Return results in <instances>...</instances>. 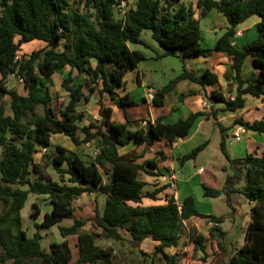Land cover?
Wrapping results in <instances>:
<instances>
[{
    "label": "trees",
    "instance_id": "trees-1",
    "mask_svg": "<svg viewBox=\"0 0 264 264\" xmlns=\"http://www.w3.org/2000/svg\"><path fill=\"white\" fill-rule=\"evenodd\" d=\"M123 2L127 5L130 0H0V146L3 148L0 159V247L3 249L0 264H123L125 257L117 256L112 247L100 248L97 235L83 231L87 220L75 218L74 202L86 193L106 197L103 208L99 210L98 207L90 220L102 229L105 237L126 240L139 249L143 264H155L159 254L168 264H179L182 250L168 255L165 249L179 246L184 221L193 217L208 218L210 223H216L210 235L225 239L227 233L219 224L228 218L227 215L201 213L192 195L179 204L174 195L165 193L168 184L145 190L147 182L142 179L144 173L157 175L156 170L161 172V165L169 160L162 143L172 146L186 139L201 116L216 121L221 132V150L234 170L223 189L203 183L204 196L219 197L224 193L231 204L232 195L241 193L254 203L244 245L233 254L220 252L212 262L264 264V153L233 158L226 138L229 129L239 125L264 135V119L250 122L237 118L227 128L218 115L219 111L243 109L247 95L264 96V0H197L201 17L216 10L229 24L213 48L202 44L203 34L194 18L192 4L183 0H137L134 7L124 9ZM253 15L260 17L258 36L239 48L231 39L238 26ZM146 29L152 30L153 38L164 49L160 58L177 56L179 52L188 58L208 57L214 52L228 57L230 63L224 78L231 96L227 97L220 89L205 93L209 102L222 103V108L191 112L176 122H166L159 116L147 121L146 126L131 127L133 121L129 111L139 102L126 92L125 78L147 57L130 45H147L142 38ZM33 41L46 45L16 60L23 46ZM249 56L253 59L254 73L245 79L243 73ZM67 69L61 86L69 99L56 112L51 105L50 88L41 77ZM79 75L85 78L75 84ZM12 76L24 79L25 92L9 87ZM183 80H191L204 88L217 85L219 76L210 69L198 76L184 65L177 78L158 88L153 106H164L168 94ZM42 86L46 88L43 95ZM95 93L101 96V118L81 127L86 114L79 107ZM7 96L10 97L11 114L6 112ZM113 106L124 113L125 122L114 120ZM41 108L42 115L39 114ZM54 134L70 137L75 145L99 139L98 153L88 164L80 156L70 155L66 147L54 145ZM208 144L205 141L179 156L180 165L196 159ZM131 146L136 148L121 152L122 148ZM40 147L55 148V154L47 151L43 157L49 159L50 164L46 166L54 167L61 181L43 173L42 161L36 160ZM33 173L38 176L32 178ZM30 193L48 195L52 204V210L44 214L38 227L50 228L63 219H74L72 225L59 227L64 240L52 242L50 250L43 248L40 232L31 237L23 229L21 211ZM145 199L156 203L146 205ZM160 201L165 202L158 203ZM41 213L39 205L34 203L31 216L38 219ZM71 235L78 236L79 255L75 263L67 239ZM148 238L159 242L153 254L140 249ZM191 238L194 248L205 252V237L195 228L191 230Z\"/></svg>",
    "mask_w": 264,
    "mask_h": 264
},
{
    "label": "rangeland",
    "instance_id": "rangeland-1",
    "mask_svg": "<svg viewBox=\"0 0 264 264\" xmlns=\"http://www.w3.org/2000/svg\"><path fill=\"white\" fill-rule=\"evenodd\" d=\"M137 0H130V2L124 6V9L129 7H134ZM195 0H186L185 2L187 4H190L191 2H194ZM197 1V0H196ZM121 10V9H119ZM123 10V9H122ZM121 10V11H122ZM196 16L197 18H200V14L198 10L196 9ZM208 19H203V22L201 23L202 30L206 33L207 27L206 23L208 22ZM221 23L219 20H217V23L215 24L214 28L221 27ZM153 32L150 29H146L142 33V38L145 40L147 45L143 44H131L130 47L132 49H139L145 53L147 59L141 63L140 68V74L142 75L143 82L146 86H154L156 85L157 88H160L162 86L167 85L170 81L177 78L182 72L184 67V61L182 60V57L180 56H166L163 58L158 57V55L164 51L163 47L153 38L152 36ZM204 36V34H203ZM45 47L44 43L40 41H35L31 44H26L22 48V55L29 56L34 50L43 49ZM64 47V46H63ZM62 47V48H63ZM212 55V54H211ZM191 62V60H190ZM93 65L95 66L96 63L93 61ZM132 74H127L126 77L128 78L129 83V89H133L135 85H137V70L133 71ZM68 74V69L62 71H58L52 76L49 77H43L44 83L50 88V91L53 96V101L51 102V105L53 108H55L56 112H59L60 108L64 106L68 102L69 96L67 92L64 90V88L61 86V82L64 79V77ZM84 75H79L75 84H79L84 80ZM180 83V82H179ZM177 84V86L179 85ZM153 84V85H148ZM9 87H15L20 92H25L24 84L19 82L16 76L10 77V80L8 82ZM145 86V87H146ZM144 87V88H145ZM46 88L40 87L41 94L43 95L45 93ZM144 89L139 90L134 89L132 90L131 95L136 98V100L139 102V106L134 107L130 109V113L135 121L133 125L135 127L140 126H146L147 124L144 123L145 119L147 121H153L154 118L150 116L151 111H154L152 104H147L144 99ZM101 100V96H99L98 93H95L93 95H90L89 100H83L81 103L79 109L85 112L86 118L83 122L80 123V126L89 124V122H97L101 117L99 115L100 111V105L99 102ZM170 101H172V98H170ZM169 104V102H168ZM5 106H6V112L8 114L12 113L11 106H10V97L7 96L5 98ZM114 120L119 121L118 116H122L123 112L118 109L116 106H114ZM181 113V112H180ZM39 114H43V109H39ZM242 119L244 120H251L253 121L256 118L264 117V102L251 99V101L248 103L247 108L244 110L243 114L241 115ZM233 127V129H235ZM201 133L203 134L200 137H195L192 139H189V146L190 149L188 151L193 150L196 146L200 145L201 143L210 140V146L204 151L201 152L196 159H191L189 161L185 162V165L182 168V171H180L177 176V183H180V187L178 188L179 191H183L185 186H187L186 180L189 175H193L197 169L204 165L207 169L215 170L216 164H225L226 167L223 169L222 173L226 177V183L228 184V179L234 175V170L231 167L228 159L226 156L222 153L221 149L219 148L217 150L216 148V141L220 138V131L219 126L217 125L216 121L209 120L204 122V124L201 127ZM83 136V134H82ZM53 144L54 145H62L66 147L69 150L70 155H78L81 158H83L88 164L91 163L96 154L98 153V146H99V139H96L92 141L91 143L82 144V145H75L70 137L65 136L63 134H54L52 136ZM209 145V144H208ZM234 147L229 148V153L232 157H236L237 154L233 152ZM40 151L36 154V160L42 161L43 164V173L47 176H50L53 178V180L61 181L60 174L56 172L54 167L52 166H46V164L49 163V159H44L43 154L44 152H50L52 154H55V148L50 147L47 149L40 147ZM128 150V149H127ZM245 153V152H244ZM3 155V148L0 146V159ZM244 155V154H243ZM50 164V163H49ZM38 175L33 173L32 178H36ZM69 176L66 175V179ZM183 177V178H181ZM142 178H149L148 175L145 173L143 174ZM158 179L150 177V181L147 182V185L145 187V190H153L154 186L157 185ZM210 185L213 186L212 183ZM216 187V186H213ZM24 189H28V186H24ZM198 189V190H197ZM194 197L197 199L198 205L200 207L206 204L207 201H210L214 213L217 215H226V214H233V211L235 207H233V203L240 204L243 206L245 203V197L241 194L235 193L231 197V204L227 201V195L222 194L219 197H213V198H207V201H204V199L200 198V186H199V180L194 179ZM106 197L101 194H90L86 193L79 197L74 202V207L76 209L75 211V218L77 219H84L87 220L86 226H84L83 231L91 232L97 235L96 242L97 245L100 248H109L112 247L114 249V252L117 256L120 257L121 254H125L128 259L130 260V264H138L135 260L137 254H139L136 250H130L131 246L128 241H118L113 238H107L103 235V231L100 227H98L92 220L95 216V212L97 208L99 207V210H101L105 204ZM239 201V202H238ZM34 203H37L39 207L42 210L41 215L38 219H34L31 216L32 212V206ZM197 204V203H196ZM198 209L201 210L202 207ZM244 208V207H243ZM52 210V204L50 203V198L48 195H37L34 193H30L29 198L25 204V207L22 209V226L23 229H25L28 232L29 236H34L36 232H40L43 235L42 238V246L46 250H50V245L52 242H60L64 240V237H62L60 233V226H70L74 223V219L66 218L57 223L56 225L45 228V227H38V224H41L44 219V214L46 212H50ZM202 211V210H201ZM202 213V212H201ZM235 214V212H234ZM227 215V216H228ZM231 216V215H229ZM228 220V219H227ZM226 220V221H227ZM198 222L196 219L195 221H187L183 231H182V239L181 243L183 246L189 245L190 243L194 242L191 238V230L195 228L198 234L203 235L205 237V244H212V241H216L219 245V252H216L213 254V257L211 259L206 257H201L200 259H197L195 256L194 249H191L190 252L193 253V258H191L190 262L191 264L195 260V264H207L206 261H212L216 255H218L220 252L227 253V250L231 251V254H233L238 248H240L244 242L247 232V225L248 221L245 215H239L238 218H236L237 227L232 226L231 229L227 230V235L225 239H220L219 237H216L214 239L213 236L210 235V229L214 225L212 223H209L205 221L204 224L196 223ZM227 223V222H226ZM225 223V225H226ZM70 242L72 252H73V263L77 260V257L79 255L78 248L76 247L78 236L77 235H71L67 238ZM3 249L0 247V252H2ZM137 252V253H135ZM208 259V260H207ZM199 260L201 262H199ZM204 260V261H203ZM124 261H126L124 259ZM197 261V262H196ZM125 263V262H124ZM123 263V264H124ZM157 264H162L161 260H157ZM9 264V263H7Z\"/></svg>",
    "mask_w": 264,
    "mask_h": 264
},
{
    "label": "crops",
    "instance_id": "crops-1",
    "mask_svg": "<svg viewBox=\"0 0 264 264\" xmlns=\"http://www.w3.org/2000/svg\"><path fill=\"white\" fill-rule=\"evenodd\" d=\"M183 1L185 2L186 0H183ZM190 4H192L194 7V10H195L194 18L199 22L200 27H201V23L203 22V19L209 20L206 23V27H207L206 33L201 28L202 34H204L202 44L207 48H213L215 46L217 40L227 31V28L229 26L227 19L225 18V16L222 13H219L218 11L213 10L206 17L200 16V18H201V20H200L196 16V9L198 10V12L200 14V9L197 7V1L195 0L194 2H191ZM217 20L220 21L222 26L219 28L213 29V27L217 23ZM259 22H260V17L258 15H253L252 17L247 19L245 22L241 23L237 28L236 35L232 37L231 42L234 45H236L237 47L241 48L246 43L251 42L252 40L257 38L258 33H259L258 32V23ZM33 42H35V41H33ZM33 42H31V43H33ZM31 43H29V44H31ZM42 43H44V42H42ZM44 45H46V43H44ZM137 50H139V49H137ZM21 53H22V51H21ZM162 53L163 52H161L159 55H161ZM177 56H179V57L181 56L182 60L184 61L185 66L188 68V70H190L191 72H193L194 74H196L198 76H201L202 73L206 69H210L211 71L217 73L219 76V83L217 85H208V86L203 88L200 84H198L196 82H193L191 80H183L179 83L178 86H176V88L171 93L168 94L166 104L164 106L157 107V108H155L153 106V108L155 110L151 111L150 116L152 118H154V120L159 116H163L164 121H166V122H176L180 118L187 117L191 112H196V111H200V110L210 111L212 109L215 110L217 108H222V106H224L222 103H217V102L211 103V102H209L205 97V93L208 94L214 89H220L222 92H224L227 95V97L231 96V94L228 92V84L224 78V74L227 70L229 63H230L228 57L224 53H217V52H214L212 55H210L208 57L188 58V57L183 56L182 52H179ZM190 60H191V62H190ZM252 62H253L252 57L251 56L247 57V59H246V65L247 66H246V69L243 73V77L245 79L249 78L254 73ZM141 63L138 65L137 69L133 70V71L137 70V81H136L137 85H135L133 89H131V88L129 89L130 86H129L127 77L134 72L133 71L128 72L127 74H129V75L125 78L126 82H127L126 92H128L130 94V96L134 99H136V98L131 95L132 90L137 89V88L139 90L144 89V93H145L144 87L146 85L144 84L143 79H142V75L140 74L141 73L140 72L141 71L140 70ZM58 71L63 72V70H58ZM41 78L44 82L43 77H41ZM148 85H153V84H148ZM154 86H156V85H154ZM170 98H172V101H170ZM251 99H256L259 101L263 100V102H264V96L257 98V97H253L251 95H247L246 96V105L243 109L236 111V112L219 111V114H218L219 120L222 122V124L225 127L229 128L233 125L234 121L237 118H242L241 115L243 114L244 110L247 108V105L251 101ZM168 102H169V104H168ZM147 104H150V103H147ZM114 113H115V111H114ZM129 114H130V118L132 119L133 123H135V121H137V120L134 119V117H132L130 111H129ZM118 118H119L118 122H125L126 121L124 113L122 116H118ZM258 119H264V117L256 118L253 121L258 120ZM145 120H147V119H145ZM209 120H213V118H207L205 116H201L198 118L195 126L191 130L190 135L186 139H180L179 141L174 143L172 146H166L165 143H162V146H164L166 148V151L169 154V157H170L169 160L166 162V165H161V172L156 170L157 175H155V176L148 175L149 178H145V179L142 178V179L146 182L150 181V177L158 179L157 185L154 186V189H155V188H159L161 186L168 184L170 181L169 176H171V174H173L177 178L176 175L179 176L178 173L180 171H182V168L185 165V164L180 165V163L178 161V157L190 152V151H188L190 149L189 139L202 136L203 134L201 133V127L204 124V122L209 121ZM245 121L253 122L251 120H245ZM133 123L131 126L133 129L140 128V126L135 127L133 125ZM239 127H241V126L239 125V126H236L235 129H233V128L229 129V131L226 134L228 151H229L230 147H234L233 152L235 153V155L237 154V156L235 158H243L249 153H255L258 155H262L264 153V135L258 134L254 131L245 130V132H242V134H241V139L236 140L234 138L233 133ZM219 131H220V129H219ZM220 135H221V132H220ZM207 141L209 142V145L206 147V149L210 146V142H211L210 140H207ZM220 142H221V136L219 139H217V141L215 143L217 150L219 148L221 149ZM135 148H136V146L125 147V148L121 149V152L126 153L128 151L134 150ZM206 149H204L202 152H204ZM152 151H155V147L152 149ZM215 166H216L215 170H212L210 168L207 169L204 165H201L192 176L189 175L187 177V180H186L187 186H185L183 191L178 190V188L180 187V183L179 184L177 183V189H172L170 187V184H168L169 187L167 188L165 193H169L170 195H174L176 192L177 196H178L176 201L179 204H181L183 202V200L186 197H188L189 195H192L194 197V191H193L194 179H198L199 180V186H200V198L204 199V201H207L206 200L207 198H213V197H205L204 196L203 187H202L203 183H206L209 186H212V185H210V183H212L213 186H216L214 188H218V189H223L227 184L226 183V177L222 173V171L226 167V165L225 164H220V165L216 164ZM166 167H168V169ZM181 178H183V177H181ZM238 194H241V193H238ZM160 196H163V193ZM164 202L165 201H160L158 203H164ZM144 203L146 205H149V204H155L156 202H154L150 199H145ZM195 203H197L196 207L198 208L199 205H198L196 198H195ZM233 205L230 204L231 207L232 206L235 207L233 214L230 213L229 215H231V216L226 214V215H228V218H227L228 220L226 219L227 221L225 220L224 222L219 224V226L222 228V230H224L226 233H227L228 228L230 230L233 225L237 227L236 218H238L239 215L240 216L241 215L246 216L247 221H248V225L251 221V213H252V207L254 206V203H252L246 199L243 206L240 204H236V203H233ZM200 207H202V209ZM200 207L199 208L202 211L199 209L198 210L200 212L206 214V215L221 216V215H217L216 213H214V209H213V206H212L210 201H207L206 204H204L203 206L200 205ZM234 212H235V214H234ZM195 219L198 221L196 223H200V224H204L205 221L209 222L208 218H201V217H193L189 220H186V221H184V224H183V227L181 230V236H182V231H183V228H184L186 222L191 221V220L195 221ZM225 223H226V225H225ZM212 224L217 225L216 223H212ZM248 225H247V227H248ZM181 239H182V237H181ZM77 242H78V240H77ZM180 243H181V241H180ZM158 244H159L158 241H155L153 239L148 238L142 243L140 249L146 253L153 254L155 252L156 246ZM192 244L193 243H190L189 245H185V246H183L182 244H179L178 247H174V246L168 247L165 249V252L168 255H174L178 251L182 250L183 255H181L179 257V264H191L190 260H191V258H193V253L190 252L191 249H194V251H196L195 256L197 259H200L201 257L202 258L206 257V258L211 259L213 257L214 253L219 252V245L217 244L216 241H212L211 245L204 243V245L206 246L205 252L200 250V249L196 250L194 248V245H192ZM76 247H77V244H76ZM130 250H134V251L136 250L139 253V254H137L138 256H136L135 260L138 264H143V258L139 252V249H135L131 246ZM137 252H135V253H137ZM226 254H231V251L227 250ZM120 256L125 257L126 261L124 264H130L129 263L130 260L128 259V257L125 254H121ZM157 260L158 261L161 260L162 264H168L167 259L162 254H159L157 256ZM199 262H201V261L199 260ZM206 262H207V264H214L211 260L210 261L208 260ZM155 264H157V263H155ZM192 264H195V260Z\"/></svg>",
    "mask_w": 264,
    "mask_h": 264
},
{
    "label": "built area",
    "instance_id": "built-area-1",
    "mask_svg": "<svg viewBox=\"0 0 264 264\" xmlns=\"http://www.w3.org/2000/svg\"><path fill=\"white\" fill-rule=\"evenodd\" d=\"M125 5H126V2H123L122 7H124ZM21 57H22V54L20 52L17 55L16 60H19ZM16 77H17L19 82L24 84V79L21 76H16ZM157 93H158L157 86H146L145 87V95H144L145 101L147 103L153 104ZM144 123L147 124L148 123L147 120H145ZM245 130H246V128L244 126H241V127L237 128L234 131V133H233L234 138L236 140L241 139V134H242V132H245ZM169 178H170V181H169L168 184H170V187L172 189H177V179H176V177L173 174H171V176H169ZM174 196H175V199L177 200L178 196H177L176 192H175Z\"/></svg>",
    "mask_w": 264,
    "mask_h": 264
}]
</instances>
